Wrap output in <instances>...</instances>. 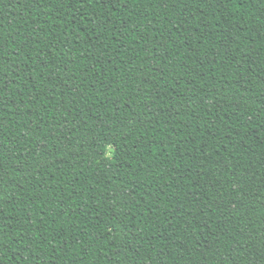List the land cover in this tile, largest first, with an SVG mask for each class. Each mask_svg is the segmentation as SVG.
Segmentation results:
<instances>
[{"label": "trees", "instance_id": "trees-1", "mask_svg": "<svg viewBox=\"0 0 264 264\" xmlns=\"http://www.w3.org/2000/svg\"><path fill=\"white\" fill-rule=\"evenodd\" d=\"M0 264H264V0H0Z\"/></svg>", "mask_w": 264, "mask_h": 264}]
</instances>
